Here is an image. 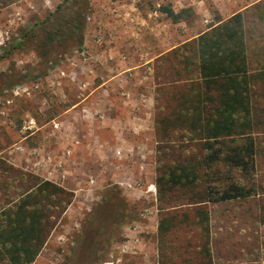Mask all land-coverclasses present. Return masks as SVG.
<instances>
[{
	"label": "rangeland",
	"instance_id": "374dc122",
	"mask_svg": "<svg viewBox=\"0 0 264 264\" xmlns=\"http://www.w3.org/2000/svg\"><path fill=\"white\" fill-rule=\"evenodd\" d=\"M75 1L83 0H18L0 9V34L7 33L0 45V74L14 66L28 76L0 93V217L21 200L34 178L47 180L69 191L72 200L59 214L50 210L52 227L32 264H155L157 254L159 260L174 255L169 264H200L201 257L194 255L203 240L196 239V230L173 229L161 237L155 231L156 223L163 216L170 219L173 212L157 207L156 132L134 129L139 117L114 115L148 106L154 124L156 106L165 109L169 99L167 91L159 92L162 86L157 83L163 79L156 78L171 72L168 67H132L139 66L142 42L151 43L148 35H138L140 25L132 18L136 12L130 9L125 22L117 0H86L82 45L56 47L62 52L58 60L48 64L45 76L36 74L32 41L45 34L38 24L51 13L75 18ZM138 9L152 11V6ZM185 17L192 33L200 30V14L190 10ZM24 29L31 30L30 38L15 48ZM255 31L257 36L264 27ZM146 96L155 104L145 102ZM260 138L257 178L264 189V135ZM113 200L121 202L122 211L100 233L96 218ZM207 210L213 222V235H208L213 256L239 261L249 257L252 264H264V221L256 197L209 204ZM175 212L179 218L187 213Z\"/></svg>",
	"mask_w": 264,
	"mask_h": 264
},
{
	"label": "trees",
	"instance_id": "16d2710c",
	"mask_svg": "<svg viewBox=\"0 0 264 264\" xmlns=\"http://www.w3.org/2000/svg\"><path fill=\"white\" fill-rule=\"evenodd\" d=\"M16 1L0 0V9ZM85 1H75V18L51 13L38 24L45 34L32 41L38 59L37 76H45L48 64L58 60L62 52L56 47L82 45ZM162 11L174 23L182 17L181 12L175 14L165 7ZM46 25L50 29L44 30ZM260 26L264 27V1L250 11L212 24L197 39L185 43L182 50L172 51L161 62L171 72L156 75L158 81L163 79L158 86L166 87L159 92L167 91L169 96L165 109L156 106L157 207L173 211L170 219L163 216L159 221L158 232L161 237L173 229L196 230V239L203 240L202 248L194 255L201 257L200 264L212 255L209 204L256 197L263 214L260 222L264 221V189L257 178L260 137L264 135V32L253 34ZM30 34V29H24L15 48ZM22 73L12 66L8 73L0 74V93L22 84L28 77ZM218 166L222 169H215ZM34 179L21 200L0 217V264H32L52 227L47 220L53 213L50 210L59 214L72 200V194L63 187ZM109 204L96 218L94 226L100 233L122 211L119 200ZM184 209L187 213L179 218L175 211ZM176 222L180 225L173 228ZM188 248L193 249L191 244Z\"/></svg>",
	"mask_w": 264,
	"mask_h": 264
},
{
	"label": "crops",
	"instance_id": "0c3cea01",
	"mask_svg": "<svg viewBox=\"0 0 264 264\" xmlns=\"http://www.w3.org/2000/svg\"><path fill=\"white\" fill-rule=\"evenodd\" d=\"M264 0H117L120 9V15L123 16L125 22H129L130 9H133L136 14H132V18L140 25L138 26L139 36L144 38L145 36L150 37V44H142L139 46V51L141 52L140 57L138 58L139 66H132L133 69L138 67H144L147 64H161L162 59L166 58L168 54L172 51L181 48L185 43L197 39L202 33L209 30V27L217 25L222 21L230 18L231 16L237 13H244L250 11L252 7L259 4ZM209 4L213 5L215 8H209ZM150 5L152 6V11H142L139 10V6ZM158 5L160 7L158 8ZM162 7L168 8L175 14L181 12L182 17L177 22H173L172 18L162 11ZM192 10L196 15L200 14L201 17L198 18L201 26L200 30L192 33L189 29V24L186 20L185 15ZM199 17V16H198ZM123 22V21H122ZM181 25V33L176 34L174 29L175 25ZM186 27V28H185ZM188 28V29H187ZM177 35V39H176ZM126 50L121 49L117 51L122 52ZM182 50V48H181ZM150 54V55H149ZM149 55V57H147ZM151 56V57H150ZM108 80V84H110ZM105 85V82L102 83ZM145 102L149 104V100H152V105L155 104V99L149 96L144 98ZM140 110L139 112L135 110H129L125 114L114 113L115 116H126V117H139L140 123L135 122L134 129L136 127L137 131H150L156 132L157 124H153L150 121V118L154 116L153 110L149 109ZM146 118V119H145ZM131 126L130 128H132ZM114 129V128H113ZM118 133V126L114 129ZM113 130V131H114ZM114 131V132H115ZM213 222H208V228L210 229L208 235L212 236L211 232ZM173 228L179 226V222L173 223ZM185 225V224H184ZM159 223L155 225V231L158 230ZM176 259L174 255L168 254L163 256L159 260V255L157 254L155 264H169V260ZM253 262L249 261V257H246V260L239 261L237 258L231 259H222L216 258L211 255L207 262H202L201 264H252Z\"/></svg>",
	"mask_w": 264,
	"mask_h": 264
},
{
	"label": "built area",
	"instance_id": "2783aa9c",
	"mask_svg": "<svg viewBox=\"0 0 264 264\" xmlns=\"http://www.w3.org/2000/svg\"><path fill=\"white\" fill-rule=\"evenodd\" d=\"M160 7V5H158V8ZM7 33L5 32L4 34H0V45L3 43V37L6 35Z\"/></svg>",
	"mask_w": 264,
	"mask_h": 264
}]
</instances>
